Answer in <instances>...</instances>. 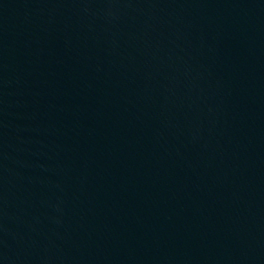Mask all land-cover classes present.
<instances>
[{"label": "water", "instance_id": "water-1", "mask_svg": "<svg viewBox=\"0 0 264 264\" xmlns=\"http://www.w3.org/2000/svg\"><path fill=\"white\" fill-rule=\"evenodd\" d=\"M0 264H264V0H0Z\"/></svg>", "mask_w": 264, "mask_h": 264}]
</instances>
